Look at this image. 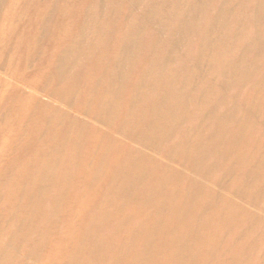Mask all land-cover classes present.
Returning <instances> with one entry per match:
<instances>
[{
  "label": "rangeland",
  "instance_id": "rangeland-1",
  "mask_svg": "<svg viewBox=\"0 0 264 264\" xmlns=\"http://www.w3.org/2000/svg\"><path fill=\"white\" fill-rule=\"evenodd\" d=\"M255 2L248 71L264 76ZM241 10L235 0H0V264H264V83L249 97L231 82L214 92L208 52L194 65L196 46L225 41V19ZM127 22L147 30L141 50L125 44ZM253 54L228 62L245 68ZM244 125V138L232 133Z\"/></svg>",
  "mask_w": 264,
  "mask_h": 264
},
{
  "label": "bare ground",
  "instance_id": "bare-ground-1",
  "mask_svg": "<svg viewBox=\"0 0 264 264\" xmlns=\"http://www.w3.org/2000/svg\"><path fill=\"white\" fill-rule=\"evenodd\" d=\"M190 2H192V0H189ZM236 3L239 5L240 8H242V10L238 13L232 14L230 15L228 18L225 19V24L221 30L222 34L224 35L225 41L219 43L218 45L211 43L210 38H206L202 44H200L198 47V49L196 50L197 53L194 54V56H196L197 58L194 61V65H198V61H201V56L199 53H202L203 49L208 52V59H207V63L209 64L210 68L212 69V71L214 72H219L220 78H216L212 84H209L212 86L213 91L217 92L219 91L222 87H225L227 83L231 82L234 86H239L241 87L243 93L245 95H247L249 97V95L252 93L253 88H256L258 86H260L261 84L264 83V76H261L259 74H257V71L250 74L248 71V68H253V67H257L256 62H253L255 59L254 57L259 58V55L257 53H255V44H256V36H251L253 40H250L246 37V35H244V31L247 28L248 22H247V14H245V11L249 8V6L251 4H254L255 1L252 0H235ZM255 4L258 6V8L261 10V12H257V18L259 19L260 17H262V13H264V0H260L259 3ZM165 7H167L165 5ZM255 12V10H254ZM256 14V12H255ZM189 16H177V19L180 23H183L186 18H188ZM152 19H156V20H161V15L160 13H156L153 14L151 16ZM261 19V18H260ZM240 25L241 26V30H242V34H233L234 28L236 26ZM203 28V25L200 24L197 27V30H199L201 32L200 29ZM120 31H123L124 34L127 35V40L125 42L126 43H130L132 42L133 44L130 45V48L132 46H135L136 49L141 50L142 48V44L140 41H143L145 38L144 33L147 30H143V31H137V29L134 28L133 24L127 22V23H123L120 25L119 28ZM259 28H256V31H258ZM166 33L168 34V36H170V30L166 31ZM149 35H152V32H149ZM214 40V39H213ZM150 46L153 44L152 41H149ZM198 45V44H197ZM149 48V46L147 47ZM49 49V48H48ZM50 49H52V46L50 47ZM48 51V53H51V51ZM250 51L253 54V56L251 57L248 65L245 68H242L241 66H244L247 61H243L240 60L239 62H234L232 64H230L228 62L229 57L233 54H238L240 55L241 58L244 57V52ZM48 53L46 55H48ZM47 57V56H46ZM45 57V59H47ZM236 57V56H235ZM237 58V57H236ZM264 59V58H263ZM147 62H150L153 65H156L157 62L152 61V58H148L145 60ZM264 63V60H263ZM241 65V66H240ZM240 68V70L236 71V69ZM210 69V70H211ZM235 70V74L234 76L231 78V76H225L224 72L225 70ZM238 75V76H237ZM200 83V82H198ZM197 83V85H198ZM223 98H221V101H218V103L221 105V107L224 106V102H222ZM249 100V98L247 99ZM217 113H210L208 115V118H215L217 117ZM161 123L162 126H167L168 125V121H165V119H158L157 123ZM130 126H127V128H131V126L133 125V123L129 124ZM221 127L224 128L226 127L224 123L221 124ZM138 130H140L141 132L138 134V139L142 140V139H146L148 136L147 135L150 132V129L148 128H139ZM246 131V125H244L241 129V131H237L236 129H232V133H238L243 137L244 133ZM164 131H162L163 133ZM158 138L161 139L160 134L158 133ZM244 138V137H243ZM249 142H253L252 139L249 140ZM105 147V143L101 144L98 146V150L102 151L103 148ZM123 149V146L119 143H116V148H115V153L119 154V151ZM131 152H134V149L130 150ZM133 158H135V160L140 163V157H135V155L133 153L130 154ZM239 161H240V165L244 166L247 163L250 164V162L253 160V154H245L244 152H241L238 155ZM245 162V163H244ZM149 168L147 166H145L144 164H141V167H137V169H135V174L139 175V176H144L145 179L147 178V173L149 172ZM261 170H259L258 172H248L249 174H260ZM244 172V171H243ZM29 180H31L34 183V187L35 189L38 191V186H39V177L34 176V175H29L28 177ZM120 181H118L115 176L112 178V183L113 184H118ZM120 201L125 203L127 202V199L125 197L124 194L120 195ZM233 211L232 205L230 204H226L224 207V213L225 215H231ZM105 211L98 212L99 214L102 215V217L107 218V217H112V215L106 214L104 213ZM183 217L180 218V220H182ZM132 230V229H131ZM140 235L135 237V240H137L139 238ZM164 239V237H162ZM148 240H151L150 235L147 236V240L144 243V246L142 247L145 253H148L149 248L148 247ZM150 246V245H149ZM217 250V249H216Z\"/></svg>",
  "mask_w": 264,
  "mask_h": 264
}]
</instances>
